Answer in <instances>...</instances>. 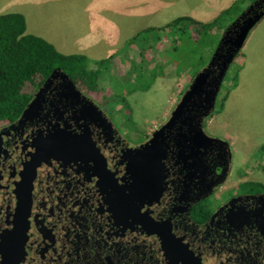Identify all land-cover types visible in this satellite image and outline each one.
I'll use <instances>...</instances> for the list:
<instances>
[{
  "label": "flooded vegetation",
  "instance_id": "flooded-vegetation-1",
  "mask_svg": "<svg viewBox=\"0 0 264 264\" xmlns=\"http://www.w3.org/2000/svg\"><path fill=\"white\" fill-rule=\"evenodd\" d=\"M57 70L29 114L0 119V264H172L153 226L202 264H264V180L227 184L231 148L210 114L203 133L227 143L167 129L165 153L136 175L130 151L163 123L127 139L84 78Z\"/></svg>",
  "mask_w": 264,
  "mask_h": 264
},
{
  "label": "rangeland",
  "instance_id": "rangeland-1",
  "mask_svg": "<svg viewBox=\"0 0 264 264\" xmlns=\"http://www.w3.org/2000/svg\"><path fill=\"white\" fill-rule=\"evenodd\" d=\"M4 1L13 7L17 0ZM61 3L62 0H56L57 5ZM251 3L250 0L239 3L236 12L231 9L218 21L216 27L201 35L193 26H189L184 33L169 31L166 35L161 29L145 32L144 27H138L137 33L122 35L125 43H134L135 48L114 59L109 58L100 67L99 75L90 80L84 79L87 93L115 121L120 132L126 133L123 135L125 138L143 139L153 128L166 121L194 74L209 63L227 25ZM263 28L264 15L250 30L245 41H251L254 33H257L255 41L260 40L259 29ZM198 36L199 42L193 51L187 38L196 39ZM242 64V56L238 52L225 72L214 109L205 119L209 131L221 137L233 138L234 146H230L231 178L227 184L232 183L236 177L245 175L264 180V131H260L264 125V77L241 115L237 107L234 114L226 119L222 109L227 92L233 86L235 78L237 79ZM87 66L93 71L98 68L95 63L89 61ZM136 73L142 77L143 86L126 93L127 82L132 81ZM36 83L37 80L26 81L24 91L31 93ZM146 84L149 85L145 87ZM121 94L125 95L128 107L123 106ZM249 114L260 116L258 122L250 121ZM227 142L229 143L228 140Z\"/></svg>",
  "mask_w": 264,
  "mask_h": 264
},
{
  "label": "crops",
  "instance_id": "crops-1",
  "mask_svg": "<svg viewBox=\"0 0 264 264\" xmlns=\"http://www.w3.org/2000/svg\"><path fill=\"white\" fill-rule=\"evenodd\" d=\"M244 1L247 0H62L57 5L56 0H17L11 7L0 0V13H21L26 32L42 37L60 53L82 54L93 63L134 49V43L126 44L122 35L137 33L138 27L161 29L166 35L169 30L162 27L174 18L186 16L209 23L227 9L237 10ZM259 32L260 40L255 41L254 33L238 51L243 64L223 103L226 119L237 107L240 115L245 111L264 77V28ZM259 118L248 115L250 121L258 122ZM225 139L234 146L233 138Z\"/></svg>",
  "mask_w": 264,
  "mask_h": 264
},
{
  "label": "water",
  "instance_id": "water-1",
  "mask_svg": "<svg viewBox=\"0 0 264 264\" xmlns=\"http://www.w3.org/2000/svg\"><path fill=\"white\" fill-rule=\"evenodd\" d=\"M260 1L253 0L243 13L227 25L219 44L212 53L209 63L194 74L186 89L175 103L167 120L151 133L146 142L130 151L132 153L131 162L136 175L145 174L149 171L148 166H141L140 162L153 164L154 161L159 159L161 153H165L164 131L167 129L176 128L179 130L186 125V133L189 134L194 131L197 136L191 135L193 137H189L184 132H178V135L183 137L184 141L194 142L196 137H200L227 143L219 138H208L201 129V123L203 118L214 109L216 96L229 64L241 49L250 30L264 15V5L261 9H255ZM56 73H58V70L53 69L50 76ZM39 93L40 90L26 104L21 114L22 117L29 114L35 108ZM175 125L178 126L176 127ZM153 154H158V156L154 157ZM151 232L160 236L164 254L172 264H177V262H179L178 264H202L197 256H194L185 245L174 239L170 233L162 234L159 226H153Z\"/></svg>",
  "mask_w": 264,
  "mask_h": 264
},
{
  "label": "trees",
  "instance_id": "trees-1",
  "mask_svg": "<svg viewBox=\"0 0 264 264\" xmlns=\"http://www.w3.org/2000/svg\"><path fill=\"white\" fill-rule=\"evenodd\" d=\"M253 1V0H250ZM230 10L223 11L215 20L209 23L196 21L191 17H177L167 22L162 29L169 31L186 32L189 26L196 31L206 33L218 25V21L228 14ZM229 25V24H228ZM154 30L145 29V32ZM200 36L196 39L187 38L190 49L195 51ZM186 42V41H185ZM108 59L94 61L98 68L91 70L87 58L82 54H63L40 36L26 32L24 16L19 12L0 13V119L16 117L30 98V93L24 91L26 81H38L48 76L53 69H62L72 76L90 80L99 75V69ZM189 68V66L187 67ZM186 68V69H187ZM133 80L127 82L126 93H131L143 85L139 73L133 75ZM149 84H146L147 87ZM120 100L123 106L128 107L124 94Z\"/></svg>",
  "mask_w": 264,
  "mask_h": 264
}]
</instances>
